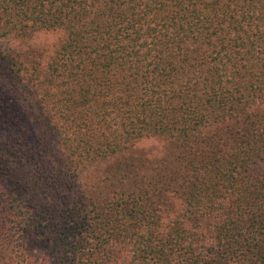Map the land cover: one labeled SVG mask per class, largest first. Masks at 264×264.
<instances>
[{"label": "trees", "instance_id": "obj_1", "mask_svg": "<svg viewBox=\"0 0 264 264\" xmlns=\"http://www.w3.org/2000/svg\"><path fill=\"white\" fill-rule=\"evenodd\" d=\"M0 264H264V0H0Z\"/></svg>", "mask_w": 264, "mask_h": 264}, {"label": "rangeland", "instance_id": "obj_2", "mask_svg": "<svg viewBox=\"0 0 264 264\" xmlns=\"http://www.w3.org/2000/svg\"><path fill=\"white\" fill-rule=\"evenodd\" d=\"M55 39V34L41 33L35 37L34 42L38 44H52ZM165 147L166 146L160 141L143 140L125 154L92 164L85 169H80L74 186V193L94 197H105L110 191L112 183L110 179H107V172L113 165H116L119 159L122 160L125 156L134 155L136 153L137 155L141 154L140 152H143L145 149L151 150L152 154L159 159L166 154ZM159 166L163 168V165L159 164Z\"/></svg>", "mask_w": 264, "mask_h": 264}]
</instances>
